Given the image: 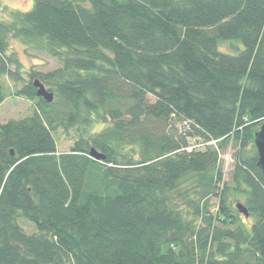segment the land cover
Masks as SVG:
<instances>
[{
	"label": "trees",
	"instance_id": "16d2710c",
	"mask_svg": "<svg viewBox=\"0 0 264 264\" xmlns=\"http://www.w3.org/2000/svg\"><path fill=\"white\" fill-rule=\"evenodd\" d=\"M12 36L61 66L18 90L32 115L0 121V264H264V0H33L0 21V78L20 81ZM59 128L77 134L67 152Z\"/></svg>",
	"mask_w": 264,
	"mask_h": 264
},
{
	"label": "rangeland",
	"instance_id": "374dc122",
	"mask_svg": "<svg viewBox=\"0 0 264 264\" xmlns=\"http://www.w3.org/2000/svg\"><path fill=\"white\" fill-rule=\"evenodd\" d=\"M32 6L33 0H1L0 21L10 22L13 20L14 13L16 11H25ZM220 48L227 52H237L242 48V45L238 41H222L220 43ZM8 52L15 60V62L11 65V68L13 70L17 69L22 79L20 81H15L6 75L0 78V83L3 87L5 95V100L0 103L1 122H5L12 118L19 119L32 115L37 104V99H29L23 94H18V90L23 88L24 85L30 81V73L33 71L46 73L61 66V62L56 58L44 52L27 47L21 40L14 36L9 38ZM45 86L48 88L47 85ZM56 98L57 96L55 94L54 99ZM165 130L166 132H171L176 136H181L190 130V126L187 121H174L172 124L166 126ZM55 137L57 140L58 150L60 152H67L71 149L74 141L77 139V134L74 130L64 131L62 128H59L55 132ZM190 143L192 146L193 144L200 146V142H197L196 138H191ZM219 152V168L223 172V180L230 181L231 172L235 163V155L238 150L230 143L224 149H220ZM245 153L248 154L250 152L245 150ZM175 199L186 211L192 212L194 210L187 202L185 193H178ZM217 202V198L212 197L211 211L214 212L216 210ZM237 202L243 203L241 199L234 200V204H237ZM239 218L248 226H250L253 222V219L250 216H245L241 212L239 214ZM19 222L27 232L32 233L36 231L35 224L28 219L21 217L19 218ZM197 223L200 224L201 221L198 220Z\"/></svg>",
	"mask_w": 264,
	"mask_h": 264
},
{
	"label": "water",
	"instance_id": "95a60500",
	"mask_svg": "<svg viewBox=\"0 0 264 264\" xmlns=\"http://www.w3.org/2000/svg\"><path fill=\"white\" fill-rule=\"evenodd\" d=\"M33 82L37 87V96L43 97L47 102L54 101L55 93L50 91L42 81L37 78ZM254 136V144L258 151V166L263 170L264 173V123L261 124ZM90 152L91 155L97 159L105 157L104 154L100 153L94 147ZM236 206L241 213H243L245 216H249V210L244 203L237 202Z\"/></svg>",
	"mask_w": 264,
	"mask_h": 264
}]
</instances>
